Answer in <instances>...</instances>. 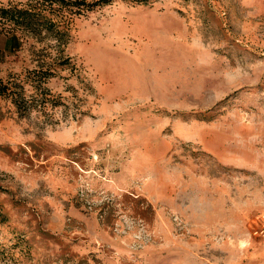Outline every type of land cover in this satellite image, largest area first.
<instances>
[{
    "label": "rangeland",
    "instance_id": "374dc122",
    "mask_svg": "<svg viewBox=\"0 0 264 264\" xmlns=\"http://www.w3.org/2000/svg\"><path fill=\"white\" fill-rule=\"evenodd\" d=\"M31 1L74 66L0 98V264H264V0ZM17 34L4 80L59 47Z\"/></svg>",
    "mask_w": 264,
    "mask_h": 264
},
{
    "label": "trees",
    "instance_id": "16d2710c",
    "mask_svg": "<svg viewBox=\"0 0 264 264\" xmlns=\"http://www.w3.org/2000/svg\"><path fill=\"white\" fill-rule=\"evenodd\" d=\"M47 2H49L50 13L54 12V4L57 3L67 10L78 8V12L90 7L84 0H47ZM42 6L39 1H31L29 7L26 8H21L14 2L8 4L0 2V29L2 32L19 36L17 34L19 28L34 37H40L44 31H47L59 44L54 55L48 54L49 59L45 56L39 57L37 67L26 70L23 78L22 74L9 75L7 80L0 78V98L13 104L20 118L30 115L35 109L46 108L47 102L54 98L45 84L59 75L60 68L74 66L72 58L65 54V46L69 43V33L65 23L64 26H61L54 17L44 12L46 6L43 8ZM66 18L69 19V17ZM6 24L13 25V27L8 29ZM27 84H30L32 89L28 90ZM55 104L53 106H57V102ZM4 220L6 218L0 211V222Z\"/></svg>",
    "mask_w": 264,
    "mask_h": 264
},
{
    "label": "crops",
    "instance_id": "0c3cea01",
    "mask_svg": "<svg viewBox=\"0 0 264 264\" xmlns=\"http://www.w3.org/2000/svg\"><path fill=\"white\" fill-rule=\"evenodd\" d=\"M1 3L8 4L13 0H0ZM19 38V36H17ZM20 40V39H19ZM17 40L11 34H6L0 29V57L7 56L15 49Z\"/></svg>",
    "mask_w": 264,
    "mask_h": 264
}]
</instances>
